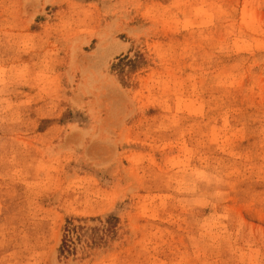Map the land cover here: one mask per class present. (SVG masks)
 Wrapping results in <instances>:
<instances>
[{
  "label": "rangeland",
  "instance_id": "374dc122",
  "mask_svg": "<svg viewBox=\"0 0 264 264\" xmlns=\"http://www.w3.org/2000/svg\"><path fill=\"white\" fill-rule=\"evenodd\" d=\"M0 264H264V0H0Z\"/></svg>",
  "mask_w": 264,
  "mask_h": 264
},
{
  "label": "trees",
  "instance_id": "16d2710c",
  "mask_svg": "<svg viewBox=\"0 0 264 264\" xmlns=\"http://www.w3.org/2000/svg\"><path fill=\"white\" fill-rule=\"evenodd\" d=\"M76 229L75 226H67L66 227V235L63 237L62 239V243H61V246L59 247V252L62 254L65 251H68L69 250V247H70V234H72V232ZM68 237V238H67ZM66 238H67V241H66ZM69 242V243H67Z\"/></svg>",
  "mask_w": 264,
  "mask_h": 264
}]
</instances>
